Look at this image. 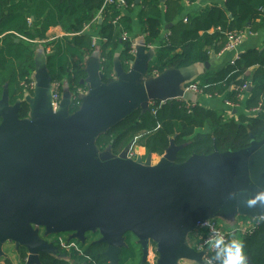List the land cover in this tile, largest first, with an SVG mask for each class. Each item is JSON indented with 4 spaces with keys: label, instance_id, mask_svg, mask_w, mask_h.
Here are the masks:
<instances>
[{
    "label": "water",
    "instance_id": "water-1",
    "mask_svg": "<svg viewBox=\"0 0 264 264\" xmlns=\"http://www.w3.org/2000/svg\"><path fill=\"white\" fill-rule=\"evenodd\" d=\"M101 20L99 16L98 23ZM134 49L127 71L115 58L114 79L108 83L102 81L98 58L93 56V66L88 58L87 77L81 81L87 90L73 113L66 86L53 109L44 62L36 69L33 95L25 96L27 118H19V104L10 105L3 93L0 255L10 242L26 249L24 264H41L40 253H57L55 244L40 236L43 229L45 235L71 233L69 239L82 243L87 233L97 232V242L106 244L109 264H117L128 232L141 247L142 262L147 261L150 243L157 254L154 264L201 262L202 252L187 242L198 222L216 215L264 219V204L250 208L246 203L264 190V137L246 148L192 154L182 162H177L182 146L173 139L155 163L151 153L144 159L127 156L137 138L117 155L108 148L98 150L95 139L131 111L145 112L155 101L192 100L193 93L184 90L187 67L145 78L153 49ZM203 65L209 68V62Z\"/></svg>",
    "mask_w": 264,
    "mask_h": 264
},
{
    "label": "trees",
    "instance_id": "trees-1",
    "mask_svg": "<svg viewBox=\"0 0 264 264\" xmlns=\"http://www.w3.org/2000/svg\"><path fill=\"white\" fill-rule=\"evenodd\" d=\"M104 1L0 0V96L7 92L10 103L19 104V118H27L30 112L19 83L29 81L41 61L29 41L46 39L52 27L58 26L71 36H63L54 43L55 51L45 56L44 66L53 80L65 82L70 94L85 88L81 81L87 77L86 62L90 57L98 58L104 83L113 80L116 57L125 71L129 69V62L134 59L130 37L132 14L137 5L136 17L142 27L144 44L155 46L145 78L152 77L155 71L160 74L167 69L209 62L211 55L219 53L227 43V31L255 33L264 29V0H223L222 6L211 4L186 17L182 16L184 7L179 0H140L137 5L134 0H124L125 5L111 0L103 6ZM98 15L102 18L100 23ZM165 22L173 25L168 28L166 38H162ZM86 25L88 31H82ZM123 32L128 34V39L121 38ZM194 82L205 95L222 97L245 110L260 104V110L249 115L234 113L233 109L238 111L236 107L230 113L190 100V106L183 100L155 101L149 110L142 112L137 108L101 133L95 139V146L100 151L108 148L117 155L137 138L135 145L145 149V158L147 153L161 156L173 139L175 145L182 146L177 152V162H182L192 154L246 148L250 142L264 137V49L239 52L233 63L229 61L219 69L208 68ZM243 83L251 86V91H245L240 100L235 88ZM80 101L79 98L71 101L69 113L79 108ZM253 221L254 229L238 237L243 242L247 264H264V219ZM88 235L83 243L69 240L78 250L73 249L65 256L40 253V263L109 264L104 254L106 244L97 242L99 234ZM124 241L117 264H151L142 262L141 247L131 233L124 235ZM14 250L18 264H24L26 249L19 246ZM0 264L13 262L4 257Z\"/></svg>",
    "mask_w": 264,
    "mask_h": 264
},
{
    "label": "built area",
    "instance_id": "built-area-1",
    "mask_svg": "<svg viewBox=\"0 0 264 264\" xmlns=\"http://www.w3.org/2000/svg\"><path fill=\"white\" fill-rule=\"evenodd\" d=\"M111 0H105L103 6L107 3L110 2ZM120 5H125L124 0H118ZM100 15L97 16V18ZM88 25H86L82 31H87ZM249 34L246 30H231L227 31L225 33V36L227 38V43L225 44L224 48L221 51L227 50L233 52V56L230 59V62L233 63L234 60L237 59V56L239 54L238 48L242 44L245 36ZM121 38L128 39V34L123 32L121 35ZM97 39H93V42L95 43ZM134 43L132 41V53L135 52L134 50ZM146 48H152L154 49L155 46L152 45H146ZM154 75H157V72H154ZM248 84L243 83L241 86L236 87L235 90L237 91V97L242 100L245 96V91H247ZM35 84L32 82L30 83V88H34ZM61 83L58 80H54L51 83L50 86V91H51V105L53 109H56L58 107V104L61 99ZM184 90L191 92L195 95H202V96H207L210 97L209 95H205L203 90L199 88L198 84L196 82H190L185 84ZM86 92L85 88H78L76 90V93H74L73 97L71 96V99L74 100L75 98H79L82 94ZM29 96V95H26ZM71 100V101H72ZM175 100H182V99H175ZM186 102L187 106H190L191 103H189L186 100H183ZM161 103V102H159ZM224 104L228 107L227 111L231 113V110L236 107L239 108L241 105L234 104L230 101L224 100ZM260 110V104L256 107H253L249 110H245L246 114H251L255 115L258 111ZM129 158H135V153L133 151V148L129 151L128 155ZM239 218L237 217L236 221H238L237 226H234L231 229L225 228L223 225L217 223V221L213 218L206 219L202 222H198L195 226V228L189 233V236L191 238L188 240V244L197 252H202L201 256V262H196V261H186L182 260L180 261L181 264H217L219 260L215 258L214 250L210 248L209 246V240L211 237L212 231L214 232H219L222 234H225L226 236H232L236 238L238 235H243L246 233L251 232V230L254 229L255 223L250 226H246L245 221H239ZM208 222V226H204V222ZM55 246L61 251L64 252L65 254L70 253L73 249L78 250L76 247V244L74 242H70L65 236L62 235H56L55 241L53 242ZM148 260L150 263H153L154 257L151 256V248H149L148 252ZM76 264V263H73Z\"/></svg>",
    "mask_w": 264,
    "mask_h": 264
},
{
    "label": "crops",
    "instance_id": "crops-1",
    "mask_svg": "<svg viewBox=\"0 0 264 264\" xmlns=\"http://www.w3.org/2000/svg\"><path fill=\"white\" fill-rule=\"evenodd\" d=\"M135 1V0H134ZM140 2V0H138ZM182 6L184 7V11L182 16H187L189 14L197 13L199 12L202 8H205L206 6H209L211 4H217L218 6L223 5V0H194V1H189V0H179ZM139 4V3H138ZM135 5H137L135 3ZM139 9V5L134 7V11L132 14V31L130 33V37L133 41V43L137 46L138 51L142 52H147L148 48L146 50L143 48L144 46V35L142 32V27L137 19V11ZM178 17H176V20ZM170 24L168 28H170L173 25V22L167 23L165 22V26ZM164 26V28L161 31V37L166 38L168 29ZM210 31L209 33H211ZM49 34H57L60 35L63 32L59 27L52 28L49 32ZM264 48V29H261L258 32L255 33H249L245 36L242 44L238 48L239 52L245 51L247 49H263ZM154 50L150 54H154ZM233 56V52L231 51H220L217 54H212L211 59L209 60V69H219L222 66H224L227 62L230 61V59ZM89 64L93 66L96 61L95 57H92L88 60ZM40 63H43V59L40 61ZM206 68L203 64H194L193 66L187 67L185 69L186 72V83L194 82V79L205 72ZM190 97L192 98L191 101L194 102H199L207 107L218 109V110H227L228 107L224 104V99L222 97H207V96H202V95H195V94H190ZM236 112H245V109L240 106L238 108V111ZM235 112V113H236ZM246 113V112H245ZM134 153L140 156L145 155V149L140 146H135L133 148ZM153 154L152 156H154ZM61 256H65V253L62 252L60 254ZM13 264H18V259L17 256L10 258ZM153 264V263H151Z\"/></svg>",
    "mask_w": 264,
    "mask_h": 264
},
{
    "label": "clouds",
    "instance_id": "clouds-1",
    "mask_svg": "<svg viewBox=\"0 0 264 264\" xmlns=\"http://www.w3.org/2000/svg\"><path fill=\"white\" fill-rule=\"evenodd\" d=\"M257 202L264 204V190L249 198L246 203L251 208ZM204 226H208L207 221L204 222ZM209 246L214 250L215 258L219 260V264H247L244 245L240 239L212 231Z\"/></svg>",
    "mask_w": 264,
    "mask_h": 264
},
{
    "label": "flooded vegetation",
    "instance_id": "flooded-vegetation-1",
    "mask_svg": "<svg viewBox=\"0 0 264 264\" xmlns=\"http://www.w3.org/2000/svg\"><path fill=\"white\" fill-rule=\"evenodd\" d=\"M58 27V26H56ZM56 27H52V28H56ZM50 28L48 31H47V38L46 39H43V40H38V39H35L33 41H29V42H32L31 44H33L34 46V49L35 51L39 54V61L40 60H44L45 56L48 55V54H52L54 51H55V46H54V43H57V41L62 38L63 36H71V34H65L64 32L60 35H57V34H49L48 32L52 29ZM60 28V27H59ZM88 28H89V25H88ZM62 31V30H61ZM88 31V30H87ZM21 37L22 39L24 40H27L25 39L24 37L22 36H19ZM0 38H1V35H0ZM18 39V38H16ZM95 44V43H94ZM135 50V49H134ZM133 56H134V53H132ZM40 63V62H38ZM129 66H130V62H129ZM36 70L33 72V74L30 76L29 78V81H25V80H22L20 81L19 85L23 88V92H24V95H29V96H32L33 95V91H34V88H30V83L32 82L33 84H35V77H36ZM159 74V73H157ZM49 75V74H48ZM50 76V75H49ZM154 76V75H153ZM114 79V77H113ZM54 80L52 79V77L50 76V84L53 82ZM61 83V96H62V93L64 91V87H65V82L64 81H59ZM85 89L87 90L86 86H85ZM8 95V93H7ZM74 93L71 94V96L73 97ZM3 96V94L0 96V99L1 97ZM72 100V99H71ZM8 102L10 105H13L10 103L9 101V98H8ZM135 145V144H134ZM136 157V154L135 156ZM142 158L144 159V156H142ZM71 233H66V237L68 240H71L69 239V236H70ZM40 236L44 239V240H47L49 242H54L55 241V237L56 235H52L51 237H49V235H45L44 234V230L43 229H40ZM61 252V251H60Z\"/></svg>",
    "mask_w": 264,
    "mask_h": 264
},
{
    "label": "rangeland",
    "instance_id": "rangeland-1",
    "mask_svg": "<svg viewBox=\"0 0 264 264\" xmlns=\"http://www.w3.org/2000/svg\"><path fill=\"white\" fill-rule=\"evenodd\" d=\"M95 32V31H94ZM93 32V33H94ZM136 145H134L133 146V148L135 147ZM134 150V149H133ZM144 156V155H143ZM158 159H159V156H157V155H154V156H152V162L153 163H155V162H157L158 161ZM237 215L233 218V219H231V218H225L224 216H221V215H216V216H214V218L213 219H215L216 221H217V223H219V224H221V225H223L225 228H228V229H231V228H233L234 226H237V224H238V221H236V219H237ZM254 219H256V218H250V219H247L246 221H245V224H246V226H250V225H253L254 224ZM239 221H240V218L238 219ZM66 233H60V234H50L49 235V237H51L52 235H62V236H65L66 237V235H65ZM86 237H90L89 235H88V233L86 234ZM67 238V237H66ZM191 238V236H187V242H188V240ZM236 238L237 239H239V237H238V235L236 236ZM72 242V241H71ZM149 247L151 248V256H153L154 257V260H153V264L155 263V260H156V258H157V255H156V253H155V246H153V245H151V244H149ZM15 248H14V244L13 243H10V242H6V243H4V245L2 246V254L0 255V263H1V260L4 258V257H9V258H13L14 256L16 257L17 255H16V253H15V250H14ZM57 253H59V254H61L60 253V250L57 248V251H56ZM148 258V257H147Z\"/></svg>",
    "mask_w": 264,
    "mask_h": 264
},
{
    "label": "bare ground",
    "instance_id": "bare-ground-1",
    "mask_svg": "<svg viewBox=\"0 0 264 264\" xmlns=\"http://www.w3.org/2000/svg\"><path fill=\"white\" fill-rule=\"evenodd\" d=\"M50 86H51V84H50ZM250 218V217H249ZM189 235V234H188ZM151 245H153L152 243H150ZM153 246H155V245H153ZM150 248V247H149ZM148 252H149V250H148ZM156 253V252H155ZM157 255V254H156ZM147 261L149 262V260H148V258H147ZM150 263V262H149Z\"/></svg>",
    "mask_w": 264,
    "mask_h": 264
}]
</instances>
